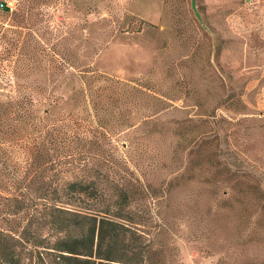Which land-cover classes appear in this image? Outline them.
<instances>
[{
    "label": "rangeland",
    "instance_id": "1",
    "mask_svg": "<svg viewBox=\"0 0 264 264\" xmlns=\"http://www.w3.org/2000/svg\"><path fill=\"white\" fill-rule=\"evenodd\" d=\"M76 180L117 256L264 264V0H0V227Z\"/></svg>",
    "mask_w": 264,
    "mask_h": 264
},
{
    "label": "trees",
    "instance_id": "2",
    "mask_svg": "<svg viewBox=\"0 0 264 264\" xmlns=\"http://www.w3.org/2000/svg\"><path fill=\"white\" fill-rule=\"evenodd\" d=\"M144 22L142 20L141 24ZM94 184L82 180L68 182L67 188L73 192L71 196L44 199L49 210L50 228L45 237L39 229L0 227V264H24L23 253L28 246H31L33 264H143L124 257L129 256L127 253L116 255L117 244L121 240L125 242L131 231L127 223L108 216V211H75L62 204L64 198L76 200L85 196L94 199L97 191ZM121 196L128 201L126 192ZM21 202L26 204V197ZM115 216L125 218L120 212Z\"/></svg>",
    "mask_w": 264,
    "mask_h": 264
}]
</instances>
